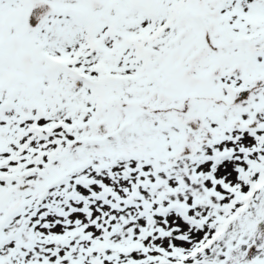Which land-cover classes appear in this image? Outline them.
I'll return each mask as SVG.
<instances>
[{
	"label": "snow or ice",
	"instance_id": "6c2138e0",
	"mask_svg": "<svg viewBox=\"0 0 264 264\" xmlns=\"http://www.w3.org/2000/svg\"><path fill=\"white\" fill-rule=\"evenodd\" d=\"M0 264H264V0H0Z\"/></svg>",
	"mask_w": 264,
	"mask_h": 264
}]
</instances>
